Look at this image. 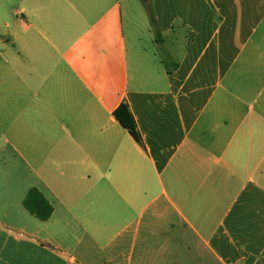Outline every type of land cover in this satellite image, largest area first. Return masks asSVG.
<instances>
[{
	"label": "crops",
	"instance_id": "0c3cea01",
	"mask_svg": "<svg viewBox=\"0 0 264 264\" xmlns=\"http://www.w3.org/2000/svg\"><path fill=\"white\" fill-rule=\"evenodd\" d=\"M20 1L31 64L0 105L30 93L35 180L0 214V262L264 264V0ZM138 6L151 50L125 35Z\"/></svg>",
	"mask_w": 264,
	"mask_h": 264
},
{
	"label": "rangeland",
	"instance_id": "374dc122",
	"mask_svg": "<svg viewBox=\"0 0 264 264\" xmlns=\"http://www.w3.org/2000/svg\"><path fill=\"white\" fill-rule=\"evenodd\" d=\"M22 6L23 4L20 0H0V32L14 34V38L11 39L9 37L11 39L10 42L6 44L0 43V84L7 87H14L16 84L15 71L17 66L15 58L17 55L19 57L18 52H20V58H23L22 68L30 67L31 64L29 34L23 33L19 24H14L18 19L16 16L18 11H20L19 18H23L21 13ZM149 24L150 18L145 8L138 6L133 14L127 13L124 30L127 39L129 36L134 44H138V37H143V40L140 41L141 46L145 45L151 50L150 43H148L150 33L146 31V27ZM15 35L19 38L16 44ZM22 40L25 42L23 43ZM4 101L5 104L2 103L0 105V214H4L6 209L11 210L12 214H14L18 213L19 201L22 198L20 197L21 193L27 189V185L32 184L35 180L32 174L30 138L33 120L32 103L30 93L27 94L23 107L20 105L16 107L14 93L5 94ZM21 107L23 111L19 118L16 119L15 108L20 109ZM45 115L46 117L49 116L47 112ZM16 128L23 134L29 132L28 140L17 141ZM0 264L3 263L0 262Z\"/></svg>",
	"mask_w": 264,
	"mask_h": 264
},
{
	"label": "trees",
	"instance_id": "16d2710c",
	"mask_svg": "<svg viewBox=\"0 0 264 264\" xmlns=\"http://www.w3.org/2000/svg\"><path fill=\"white\" fill-rule=\"evenodd\" d=\"M151 22L156 23L153 14L149 13ZM114 116L119 124L128 131L131 137L139 144H142V139L138 131L135 119L131 113L129 106L126 103H122L118 109L114 112ZM24 208L33 217L41 222L48 221L54 208L51 203L43 196V194L36 188H31L23 200Z\"/></svg>",
	"mask_w": 264,
	"mask_h": 264
}]
</instances>
